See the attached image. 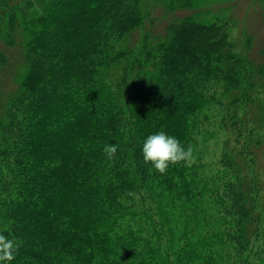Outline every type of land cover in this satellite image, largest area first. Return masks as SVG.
Wrapping results in <instances>:
<instances>
[{"label":"trees","instance_id":"16d2710c","mask_svg":"<svg viewBox=\"0 0 264 264\" xmlns=\"http://www.w3.org/2000/svg\"><path fill=\"white\" fill-rule=\"evenodd\" d=\"M203 3L0 0V264H264V43Z\"/></svg>","mask_w":264,"mask_h":264},{"label":"clouds","instance_id":"9594fccd","mask_svg":"<svg viewBox=\"0 0 264 264\" xmlns=\"http://www.w3.org/2000/svg\"><path fill=\"white\" fill-rule=\"evenodd\" d=\"M117 150V145H107L104 148L109 160L113 159ZM142 155L144 162L153 164L160 174H166L170 165L183 164L185 167H191L197 160L192 146L185 148L175 136L164 131L146 138ZM128 195L134 196L135 193L129 192ZM19 247L20 244L15 240L0 234V262L14 260Z\"/></svg>","mask_w":264,"mask_h":264},{"label":"rangeland","instance_id":"374dc122","mask_svg":"<svg viewBox=\"0 0 264 264\" xmlns=\"http://www.w3.org/2000/svg\"><path fill=\"white\" fill-rule=\"evenodd\" d=\"M203 7L209 13L232 18L231 29L235 38H245L248 33L258 31L255 42L264 43V32L259 26L264 0H204Z\"/></svg>","mask_w":264,"mask_h":264}]
</instances>
